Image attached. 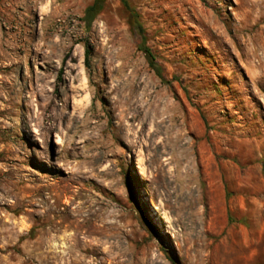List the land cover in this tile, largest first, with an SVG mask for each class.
Returning <instances> with one entry per match:
<instances>
[{"label": "rangeland", "instance_id": "obj_1", "mask_svg": "<svg viewBox=\"0 0 264 264\" xmlns=\"http://www.w3.org/2000/svg\"><path fill=\"white\" fill-rule=\"evenodd\" d=\"M92 2L0 0V264H264V0Z\"/></svg>", "mask_w": 264, "mask_h": 264}, {"label": "trees", "instance_id": "obj_2", "mask_svg": "<svg viewBox=\"0 0 264 264\" xmlns=\"http://www.w3.org/2000/svg\"><path fill=\"white\" fill-rule=\"evenodd\" d=\"M120 1L122 3L123 7L128 11L131 27L134 30H136L137 33L141 37V40H142L141 50L144 52L149 65H151L152 68H156L152 54L144 46L145 33L142 29L140 22L138 21V16L136 15L134 9L131 8V6L129 4V0H120ZM104 7H105V0H93L91 5H89L85 9L84 21H86L88 24H90L103 11ZM87 55H88V52L86 51L85 56L87 57Z\"/></svg>", "mask_w": 264, "mask_h": 264}, {"label": "bare ground", "instance_id": "obj_3", "mask_svg": "<svg viewBox=\"0 0 264 264\" xmlns=\"http://www.w3.org/2000/svg\"><path fill=\"white\" fill-rule=\"evenodd\" d=\"M165 188V187H164ZM167 194H168V198H170V196L172 195L170 192H167Z\"/></svg>", "mask_w": 264, "mask_h": 264}]
</instances>
